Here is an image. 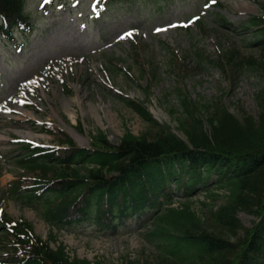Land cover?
<instances>
[{
	"label": "rangeland",
	"instance_id": "rangeland-1",
	"mask_svg": "<svg viewBox=\"0 0 264 264\" xmlns=\"http://www.w3.org/2000/svg\"><path fill=\"white\" fill-rule=\"evenodd\" d=\"M44 1L26 2L36 23L33 32L0 35V215L29 221L44 239L55 232L71 255L108 264H159L155 240L147 237L152 211L118 231L95 225L57 230L39 208L10 196L6 187L22 173L15 159L21 139L60 144L40 128L44 123L66 130L81 146H89L91 133L99 130L114 143L126 130L152 136L154 127L125 97L145 100L153 117L174 131L183 114L180 92L196 101L221 99L237 115H256L255 92L264 77L246 66L230 77L215 64L199 65L195 51L215 59L221 44L243 56L257 53L254 31L242 24L251 15H264V0H119L103 15L96 14L99 0H56L48 10L41 7ZM219 15L233 24H221ZM201 20L207 25L201 27ZM173 196L174 205L186 199L177 189ZM204 198V192L195 193L193 206L206 209ZM239 217L247 226L257 218L245 210ZM2 224L0 217V232Z\"/></svg>",
	"mask_w": 264,
	"mask_h": 264
},
{
	"label": "trees",
	"instance_id": "trees-1",
	"mask_svg": "<svg viewBox=\"0 0 264 264\" xmlns=\"http://www.w3.org/2000/svg\"><path fill=\"white\" fill-rule=\"evenodd\" d=\"M26 1L0 0V35L11 38L17 29L35 28ZM118 2L100 0L97 13ZM219 21L233 24L221 15ZM242 25L254 31L257 53L243 56L218 44L215 59L196 50L198 64H215L230 77L246 66L264 77V15H251ZM132 48L137 53L136 42ZM178 96V131L155 119L145 100L129 97L126 103L154 127L152 136L126 130L114 143L99 130L91 133L89 146H81L66 130L40 124L60 144L21 139L15 159L22 173L11 181L10 196L39 208L57 230L95 225L118 231L152 211L147 237L155 240L159 264H264V84L255 92L256 115H237L221 99ZM78 128L83 131L81 122ZM176 189L186 197L178 205ZM197 192L205 193L204 210L192 204ZM241 210L257 216L251 226L241 221ZM0 217V264H108L71 255L53 231L44 239L29 221H15L7 212Z\"/></svg>",
	"mask_w": 264,
	"mask_h": 264
},
{
	"label": "snow or ice",
	"instance_id": "snow-or-ice-1",
	"mask_svg": "<svg viewBox=\"0 0 264 264\" xmlns=\"http://www.w3.org/2000/svg\"><path fill=\"white\" fill-rule=\"evenodd\" d=\"M213 2H215V0H213ZM172 27H175V25H173ZM157 31H160V29H158ZM127 35L130 36L131 33H128Z\"/></svg>",
	"mask_w": 264,
	"mask_h": 264
}]
</instances>
